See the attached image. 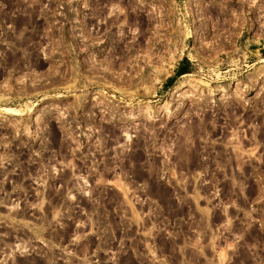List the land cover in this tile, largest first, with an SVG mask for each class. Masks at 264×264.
Segmentation results:
<instances>
[{"label": "rangeland", "instance_id": "1", "mask_svg": "<svg viewBox=\"0 0 264 264\" xmlns=\"http://www.w3.org/2000/svg\"><path fill=\"white\" fill-rule=\"evenodd\" d=\"M0 264H264V0H0Z\"/></svg>", "mask_w": 264, "mask_h": 264}, {"label": "trees", "instance_id": "2", "mask_svg": "<svg viewBox=\"0 0 264 264\" xmlns=\"http://www.w3.org/2000/svg\"><path fill=\"white\" fill-rule=\"evenodd\" d=\"M179 73H180V74H183V73H184V71L180 70V71H179Z\"/></svg>", "mask_w": 264, "mask_h": 264}]
</instances>
